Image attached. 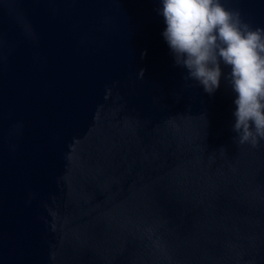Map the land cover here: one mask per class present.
Returning <instances> with one entry per match:
<instances>
[{
  "label": "water",
  "instance_id": "95a60500",
  "mask_svg": "<svg viewBox=\"0 0 264 264\" xmlns=\"http://www.w3.org/2000/svg\"><path fill=\"white\" fill-rule=\"evenodd\" d=\"M161 7L0 0V264H264V141L235 142L229 69L184 79Z\"/></svg>",
  "mask_w": 264,
  "mask_h": 264
},
{
  "label": "clouds",
  "instance_id": "9594fccd",
  "mask_svg": "<svg viewBox=\"0 0 264 264\" xmlns=\"http://www.w3.org/2000/svg\"><path fill=\"white\" fill-rule=\"evenodd\" d=\"M162 35L177 66L212 94L225 80L236 94L234 138L257 148L264 141V28H253L222 0H160ZM143 78V69L137 73ZM224 151L223 149H221Z\"/></svg>",
  "mask_w": 264,
  "mask_h": 264
}]
</instances>
